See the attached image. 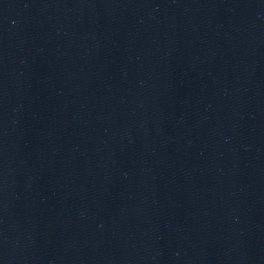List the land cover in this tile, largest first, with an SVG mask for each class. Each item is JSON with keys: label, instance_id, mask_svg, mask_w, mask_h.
I'll return each mask as SVG.
<instances>
[{"label": "water", "instance_id": "95a60500", "mask_svg": "<svg viewBox=\"0 0 264 264\" xmlns=\"http://www.w3.org/2000/svg\"><path fill=\"white\" fill-rule=\"evenodd\" d=\"M0 264H264V0H0Z\"/></svg>", "mask_w": 264, "mask_h": 264}]
</instances>
